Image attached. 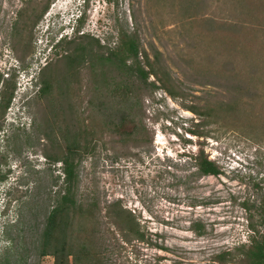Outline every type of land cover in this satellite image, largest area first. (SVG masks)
<instances>
[{"label": "rangeland", "instance_id": "obj_1", "mask_svg": "<svg viewBox=\"0 0 264 264\" xmlns=\"http://www.w3.org/2000/svg\"><path fill=\"white\" fill-rule=\"evenodd\" d=\"M242 1L238 6L236 0H0V75L6 77L22 62L29 65L18 74L11 107L4 116L0 112V208L2 194L11 188L9 217L0 218V264H54V257L38 253L46 218L64 188L63 163L55 158L67 153L60 132L65 128L54 114L63 108L69 120L71 102L89 113V69L81 67L77 80L72 77L80 83L79 92L76 97L68 93L69 100H51L38 90L40 69L62 59L70 47L61 43L50 50L51 40L61 38L66 21L78 12L85 16L80 34L110 47L118 45L119 29L137 31L151 59L155 51L161 52L157 63L170 72L179 93L172 97L142 83L138 90L144 139L138 145L122 142L105 128L102 138L91 143L93 150L77 154V196L98 204L109 243L108 264H219L215 254L248 240L243 203L259 200V186L264 185V124L256 130L243 118L234 124L232 116L219 113L202 126L204 135L192 132L201 120L193 108L209 107V99L216 103L228 98L234 83L219 72L212 76L209 55L228 56L224 50V55L216 54L219 48L211 46L215 39L227 38L209 34L227 26L233 7H264V0ZM47 3L46 13L33 27L31 49L25 52L13 36L14 24L24 20L19 11ZM243 17L261 22L264 10ZM260 64L257 74L264 77V61ZM154 80L151 75L149 81ZM201 149L219 164L220 175L198 172L193 155ZM115 201L135 214L145 241L113 244L107 230L114 225L108 224L107 209ZM195 220L206 225L202 236L192 230Z\"/></svg>", "mask_w": 264, "mask_h": 264}, {"label": "trees", "instance_id": "obj_2", "mask_svg": "<svg viewBox=\"0 0 264 264\" xmlns=\"http://www.w3.org/2000/svg\"><path fill=\"white\" fill-rule=\"evenodd\" d=\"M236 2L239 6L243 1ZM48 7L49 3L19 11V16L24 20L14 24L13 36H16V42L25 52L31 49L33 27ZM247 8L233 7L230 11L231 18L226 23L228 27L224 24L226 27L223 29L222 24L219 30L209 34L227 38L215 39V43L219 44L214 43L211 46L213 50L219 48L216 54L224 55V50L228 56L221 59L209 55L207 62L209 68H212V76L216 77L219 72L234 83L231 82L232 87L228 89V98L216 103L209 99V107L193 108V112L201 117L198 129L192 131L195 135H204L202 126L207 125V119L213 114L219 113L232 116L234 124H238V120L243 118L256 130L258 129L255 126L264 124V77L257 74L261 66L260 61H264V17L261 22L248 21L243 17H256L258 13L263 12L264 7L254 5ZM84 19L80 20L81 27ZM242 31L245 32V37L242 36ZM258 36L260 37L257 38ZM118 38V45L114 48L102 44L99 38L84 32H78L73 38L64 37L55 45L66 43L70 46L68 53L60 59L62 61L47 63L40 69L39 94L51 100L55 96L58 101H62V98L69 100L68 93L74 96L79 92V82L74 83L72 77L76 75L77 80L81 67L89 69L91 82L88 114L82 112L79 107L75 108L73 102L69 105L72 115L69 120L63 108L59 115L53 113L54 118L58 116L65 128L62 130L59 126L67 153L63 157L55 158L63 163L64 188L59 191L56 204L46 218L38 253L40 256L54 257V264H108L106 252L109 243L107 244V239L102 233V221L97 213L98 204L96 201H80L77 196V154L81 152L83 155L93 150L94 145L91 146V143L102 138L101 134L105 128L122 142L127 140L138 145L144 139L146 131L141 125L143 106L138 90L142 88V83L147 85V88L164 89L172 97L179 96L170 72L157 63L161 62L160 51H155L154 58L151 59L150 53L143 48L137 31L121 28ZM60 64L66 69L65 73H59ZM241 65L247 67L243 69ZM27 67L29 65L25 66L22 62L21 68H12L6 77L0 75L2 116L6 114L15 98L18 74L26 71ZM151 75L155 77L154 81H149ZM77 95L78 93L74 97ZM193 157L199 173L215 176L221 174L219 164L209 158L203 149ZM3 179L4 176L0 175V181ZM259 191V200L243 203L247 213L248 240L240 241L232 248L215 254V260L219 264H264V185L259 186ZM107 210L108 224L114 225V228L110 226L107 230L114 240L113 244L119 245L122 241H145L146 233L131 210L121 206L119 201L109 204ZM192 230L202 236L206 232V225L195 220L192 222Z\"/></svg>", "mask_w": 264, "mask_h": 264}, {"label": "clouds", "instance_id": "obj_3", "mask_svg": "<svg viewBox=\"0 0 264 264\" xmlns=\"http://www.w3.org/2000/svg\"><path fill=\"white\" fill-rule=\"evenodd\" d=\"M82 18H85L84 14H73L72 16L69 17V22L66 21L65 24H67V27L62 29L61 31V38H59L57 40V42H55L54 40H51V49L53 50L55 47V44L58 43L62 38L64 37H72L75 34H77L78 32H81V24H80V20ZM49 29V28H48ZM10 175V174H9ZM11 191V188H7V190H5V192L2 194V202H1V208H0V218L5 221L8 217H9V213L7 212L8 210V205H9V199H7V195L8 192ZM11 207V206H10ZM11 210V209H10Z\"/></svg>", "mask_w": 264, "mask_h": 264}]
</instances>
